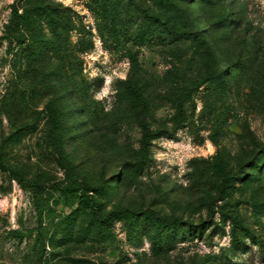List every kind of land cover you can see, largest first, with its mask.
<instances>
[{
  "label": "rangeland",
  "instance_id": "obj_1",
  "mask_svg": "<svg viewBox=\"0 0 264 264\" xmlns=\"http://www.w3.org/2000/svg\"><path fill=\"white\" fill-rule=\"evenodd\" d=\"M0 161V264H264V0H0Z\"/></svg>",
  "mask_w": 264,
  "mask_h": 264
},
{
  "label": "trees",
  "instance_id": "obj_2",
  "mask_svg": "<svg viewBox=\"0 0 264 264\" xmlns=\"http://www.w3.org/2000/svg\"><path fill=\"white\" fill-rule=\"evenodd\" d=\"M48 15H49V17H50V21H51V24H52V26H53V28L55 29H57V25L59 24V22L58 21H56L52 16H51V13L48 11V13H47ZM57 120V118H55V116H54V119H53V121H56ZM144 138L145 139H147V135H144ZM0 169L1 170H8L7 168H6V166L0 161ZM80 201H82V202H85V203H90L91 201H90V197H88V195L87 194H83V195H80ZM95 201H93L92 202V205L91 206H93L92 207V209H93V217H94V219L100 224V225H102V224H107V223H110V222H113V221H115V220H118V221H121V220H123L124 218H125V215H124V213L123 212H121V211H118V212H111V213H106V214H102L101 212H97V210L95 209ZM164 222V225L166 226V227H168V229H172L171 230V232H173L172 234H171V238H173V237H177L178 238V236H179V234H180V236H183L184 235V231L182 230V229H184V227H182L183 225H181V226H179L176 230H175V228L173 227V224H174V222H172V219L171 218H169V219H167V220H165V221H163ZM187 228L190 230L191 229V227H188L187 226ZM164 239H169L168 237H167V235H165L164 236Z\"/></svg>",
  "mask_w": 264,
  "mask_h": 264
},
{
  "label": "clouds",
  "instance_id": "obj_3",
  "mask_svg": "<svg viewBox=\"0 0 264 264\" xmlns=\"http://www.w3.org/2000/svg\"><path fill=\"white\" fill-rule=\"evenodd\" d=\"M100 97L98 96L97 99H99Z\"/></svg>",
  "mask_w": 264,
  "mask_h": 264
}]
</instances>
